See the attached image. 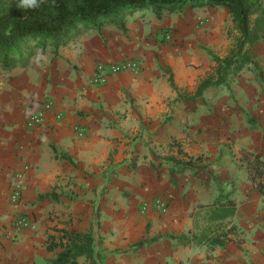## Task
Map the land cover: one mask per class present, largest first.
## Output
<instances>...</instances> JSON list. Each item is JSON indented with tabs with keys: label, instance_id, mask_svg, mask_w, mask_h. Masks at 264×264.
<instances>
[{
	"label": "crops",
	"instance_id": "obj_1",
	"mask_svg": "<svg viewBox=\"0 0 264 264\" xmlns=\"http://www.w3.org/2000/svg\"><path fill=\"white\" fill-rule=\"evenodd\" d=\"M211 8L226 9H199ZM178 15L144 9L125 17V31L81 28L28 66L3 71L0 264H52L63 231H89L96 211L101 264H264V195L247 161L264 160V37L232 79L182 100L212 74L216 47L186 34L198 20ZM130 57L136 72L93 82L98 62ZM45 102L42 124H28ZM16 179L21 200L12 204ZM158 199L165 212L152 206ZM14 214L32 227L13 238ZM231 227L230 241L210 249L208 240ZM190 233L201 243L177 241Z\"/></svg>",
	"mask_w": 264,
	"mask_h": 264
},
{
	"label": "trees",
	"instance_id": "obj_2",
	"mask_svg": "<svg viewBox=\"0 0 264 264\" xmlns=\"http://www.w3.org/2000/svg\"><path fill=\"white\" fill-rule=\"evenodd\" d=\"M186 7L226 8L238 35L227 56L220 58L209 52L216 66L196 91L187 97L178 95L179 99L193 100L206 88L225 84L228 75H235L249 61V50L264 37V0H36L34 6H23L22 0H0V68L4 71L24 68L35 53L66 45L81 28L100 30L113 24L125 31V17L129 14L151 9L160 18L164 13H181ZM168 80L177 92L172 77ZM247 161L254 187L264 195V160L253 154ZM98 227L96 211L89 231H63L59 242L63 251L52 264H77L76 259L81 256L90 264H101L103 255L95 247L100 239ZM233 230L231 227L216 233L208 240L210 249L230 241L228 234ZM200 240L194 233L177 238L180 244L201 243ZM144 244L141 241L135 247Z\"/></svg>",
	"mask_w": 264,
	"mask_h": 264
},
{
	"label": "built area",
	"instance_id": "obj_3",
	"mask_svg": "<svg viewBox=\"0 0 264 264\" xmlns=\"http://www.w3.org/2000/svg\"><path fill=\"white\" fill-rule=\"evenodd\" d=\"M163 34L166 38H169L168 31ZM137 70L138 61L132 57L122 59L119 62H98L95 66L93 82L95 84H102L107 76L116 73L136 72ZM50 107L51 104L45 102L38 110L31 112L28 117V124L34 126L42 124L44 120V114L50 109ZM21 192V183L16 179V181H14V183L11 184L9 188V200L12 204H18L20 202ZM152 206L159 212H165L166 210V204L159 199L155 200L152 203ZM145 209L146 205H143L141 210L144 211ZM8 227L10 230V236L14 238L21 230L31 228L32 222L28 216L24 214H14Z\"/></svg>",
	"mask_w": 264,
	"mask_h": 264
},
{
	"label": "rangeland",
	"instance_id": "obj_4",
	"mask_svg": "<svg viewBox=\"0 0 264 264\" xmlns=\"http://www.w3.org/2000/svg\"><path fill=\"white\" fill-rule=\"evenodd\" d=\"M178 15V13H177ZM178 16L187 17L189 19H197L193 30L189 29L186 31V34L197 32L198 35H201L202 38H207L213 40V43L216 49L209 52H222L227 55L230 54L235 47V41L238 37L237 32L234 29V26L231 21V17L227 9L223 10L222 8H211V9H199L191 12H181ZM192 34V33H191ZM170 38V35H169ZM190 38V36L186 37ZM206 40V39H205ZM190 44V41L185 43L182 41L181 45ZM197 45V44H196ZM217 45H219L217 48ZM199 48H203L202 45H198ZM226 55V56H227ZM253 67H256L253 65ZM0 68V79L5 77V73ZM234 75H228L227 80H230Z\"/></svg>",
	"mask_w": 264,
	"mask_h": 264
},
{
	"label": "clouds",
	"instance_id": "obj_5",
	"mask_svg": "<svg viewBox=\"0 0 264 264\" xmlns=\"http://www.w3.org/2000/svg\"><path fill=\"white\" fill-rule=\"evenodd\" d=\"M36 4V0H22L23 6H34Z\"/></svg>",
	"mask_w": 264,
	"mask_h": 264
}]
</instances>
